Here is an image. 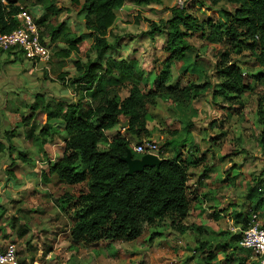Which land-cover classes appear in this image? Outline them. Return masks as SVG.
I'll return each mask as SVG.
<instances>
[{
	"label": "rangeland",
	"instance_id": "rangeland-1",
	"mask_svg": "<svg viewBox=\"0 0 264 264\" xmlns=\"http://www.w3.org/2000/svg\"><path fill=\"white\" fill-rule=\"evenodd\" d=\"M15 1L20 11H34L37 21L43 20L38 27L52 57L48 64H35L22 55L0 51V250L14 244L21 264H226L222 244H231L232 235L239 230L235 213L254 210L264 217V203L257 210L252 208L260 197L264 198L259 116L264 81L258 79L263 69L255 65L246 47L239 51L228 39L220 40L219 35L216 44L206 42L210 33L227 29L222 26L227 23L224 15L234 17L238 6L223 2L198 9V23L212 21L218 27L207 26L204 36L203 32L190 33L186 42L191 49L183 61L169 60L164 51L169 26L153 38L142 35L152 31L151 22L158 25L171 20L174 6L186 9L193 0H161L150 5L128 0L117 11L109 42L115 43V36L123 39L120 48L114 47L103 57L104 67H111L112 77L120 79L119 87L111 92L114 99L121 102L134 85L150 89L168 77L171 85L178 83L181 88L189 81L207 86L188 106L179 105L173 95L167 101L159 98L150 108L161 125V130H153L150 137L160 146V158L177 155L168 141L179 146L178 142L187 137L181 148V157L190 167L187 193L198 201L193 203L187 219L191 230L184 235L166 221L135 241L88 244L72 238L79 212L74 203L88 184L73 188L50 174V165L62 157L67 140L60 105L81 99L89 109L93 100L87 91L71 84L78 74L76 62L97 58L85 28L86 14L71 0ZM60 24H64L63 34L51 43L43 33ZM78 38L79 52L65 57L64 51ZM227 51L233 61L244 67V83L251 87L241 98L217 95L225 81L218 64L221 54ZM52 112L60 115L47 123L46 116ZM127 125L126 118L121 117L118 127L104 133L100 149L107 150L119 133L125 134ZM43 128L49 136L41 137ZM261 181L262 195L247 199L249 189ZM215 212L219 220L213 218ZM201 244L205 249H200ZM213 252L216 260H209ZM247 256L246 264H254L249 253L241 257Z\"/></svg>",
	"mask_w": 264,
	"mask_h": 264
},
{
	"label": "trees",
	"instance_id": "trees-1",
	"mask_svg": "<svg viewBox=\"0 0 264 264\" xmlns=\"http://www.w3.org/2000/svg\"><path fill=\"white\" fill-rule=\"evenodd\" d=\"M71 1L74 5L81 6V13L86 14L85 28L90 32L92 48L97 54L95 61L76 62L78 74L71 84L87 91L93 100L88 104L89 109L85 108L81 99L60 105L67 140L62 157L50 165V174L55 175L60 182L73 188L88 184L87 190L82 191L74 203L79 212L76 214L72 238L74 241H85L88 244L103 240L131 242L142 237L148 230L159 228L166 221H169L174 231L184 235L191 230L187 219L193 203L198 201V198L190 199L187 193L190 167L181 157V148L185 145L187 137L177 141L179 146L168 141L167 145L176 149L177 155L173 158L161 157L163 161L159 171L147 167L141 173L127 176L128 165L121 158L126 157L130 149L134 159H141L143 155L135 152L133 144L151 140L152 131L161 130L160 123L150 113V108L157 104L159 98L167 101L174 95V100L179 105L188 106L189 102L197 100L207 90V86L189 81L188 86L181 88L178 83L171 85L168 77L154 83L150 89L134 85L127 97L121 102L117 101L111 96V92L119 87L120 79L112 77L111 67H104L103 57L114 47L120 48V40L123 37L115 36L113 44L109 42V37L113 34L117 21V11L121 10L128 0ZM135 1L138 5L162 3L161 0ZM223 2L237 5L238 9L234 17L224 15L227 23L222 26L227 29L223 33L215 31L207 35V44H216L219 35L220 40L228 39L239 51L246 47L254 57L255 65L263 69L258 79L264 81V0H193L186 9L174 6L171 9V20L158 25L151 22L152 31L142 36L153 38L157 33L162 34L165 26H169L164 51L169 60L183 61L187 51L191 49L186 42L190 33L203 32L204 36L207 26L218 27V24L212 21L198 23V9L206 7V4L215 7ZM20 12L17 1L0 0V34L12 33L20 27L17 19ZM31 13L36 24L41 25L43 20L37 21L38 15L34 11ZM63 29L64 24H60L52 30L46 29L43 34L50 38L51 43H56L62 36ZM239 29L242 31L239 32ZM43 43L46 44L45 40ZM80 43V38L72 40L69 49L64 51L65 57L78 53ZM8 53L14 56L22 55L13 51ZM220 57L218 72L225 81L217 95H224L227 99L241 98L246 90L251 88L244 83V67L231 59L229 51L222 53ZM59 115L60 113L56 112L49 113L46 116L47 123ZM259 116L262 124L260 143L264 147V88L260 95ZM121 117H125L128 123L125 134L119 133L108 149L102 151L99 144L104 133L118 127ZM40 135L49 136V132L43 128ZM45 181H48V178ZM257 195H262V181L249 189L247 199H254ZM263 203L264 198L260 197L257 205L252 208L257 210ZM249 212L239 211L234 215L239 230L232 235L231 244H222V251L227 256L226 264L236 261L246 264L249 256H241L247 253L255 259L254 253L242 247L240 243L243 233L253 225L254 215L257 216V222L264 223V217H260L254 210ZM218 214H213L215 220L220 219ZM205 247V244H201L200 249ZM216 255V252L211 253L208 259L216 260ZM218 262L222 264L215 261L217 264ZM254 264H257L256 260Z\"/></svg>",
	"mask_w": 264,
	"mask_h": 264
},
{
	"label": "built area",
	"instance_id": "built-area-1",
	"mask_svg": "<svg viewBox=\"0 0 264 264\" xmlns=\"http://www.w3.org/2000/svg\"><path fill=\"white\" fill-rule=\"evenodd\" d=\"M17 19L21 25L16 31L0 34V51L20 52L26 60L32 63L48 64L52 53L43 43L44 38L41 36L33 14L28 10H23L18 14ZM134 150L137 154H151L160 157V146L151 140L135 145ZM253 218V225L243 233L240 244L254 253L257 264H264V223L257 222L256 215ZM0 264H21L14 244L0 250Z\"/></svg>",
	"mask_w": 264,
	"mask_h": 264
},
{
	"label": "water",
	"instance_id": "water-1",
	"mask_svg": "<svg viewBox=\"0 0 264 264\" xmlns=\"http://www.w3.org/2000/svg\"><path fill=\"white\" fill-rule=\"evenodd\" d=\"M121 160L128 165L127 176H134L137 173H141L145 168H156L159 171L163 159L156 155L147 154L141 159H134L132 150L127 151V156L121 158Z\"/></svg>",
	"mask_w": 264,
	"mask_h": 264
},
{
	"label": "clouds",
	"instance_id": "clouds-1",
	"mask_svg": "<svg viewBox=\"0 0 264 264\" xmlns=\"http://www.w3.org/2000/svg\"><path fill=\"white\" fill-rule=\"evenodd\" d=\"M144 156V155H143Z\"/></svg>",
	"mask_w": 264,
	"mask_h": 264
},
{
	"label": "crops",
	"instance_id": "crops-1",
	"mask_svg": "<svg viewBox=\"0 0 264 264\" xmlns=\"http://www.w3.org/2000/svg\"><path fill=\"white\" fill-rule=\"evenodd\" d=\"M134 147V146H133Z\"/></svg>",
	"mask_w": 264,
	"mask_h": 264
}]
</instances>
